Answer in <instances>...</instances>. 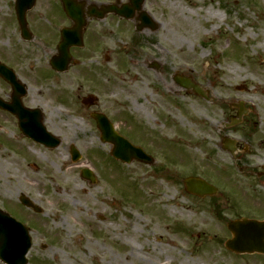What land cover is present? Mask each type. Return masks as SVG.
Returning <instances> with one entry per match:
<instances>
[{
	"label": "rangeland",
	"instance_id": "rangeland-1",
	"mask_svg": "<svg viewBox=\"0 0 264 264\" xmlns=\"http://www.w3.org/2000/svg\"><path fill=\"white\" fill-rule=\"evenodd\" d=\"M152 1L145 8L160 26L154 33L142 34L144 48L155 57L166 55L169 85L174 84L178 72L202 85L212 99H204L193 89L169 90V104L165 103L169 109V143H156L151 148L165 169L164 173L152 172L139 162H114L104 154L80 99L67 94L70 90L76 94L78 87V94H85V74L76 70L79 68L67 74L66 94L59 98L63 144L54 152L38 149L37 158L27 156L12 142L0 144V206L20 213L32 228L34 245L29 264H191L185 260L191 258H198L194 264L241 262L222 243L230 236L229 221L218 219L209 203L221 200L230 215L245 212L249 205L245 177L229 154L219 153L214 143L221 139V133H235L233 137L246 144L250 139L245 134L247 118L256 124L253 137L260 130L258 114L264 115V86L252 91L249 78L253 68L249 67H264V0H258L259 4L255 0ZM215 11L224 17L213 16ZM152 37L155 40L150 41ZM122 52L120 64L109 65L108 72L113 70L124 82H107L101 76L102 82L93 80L91 86L108 92L105 94L119 92V83L132 87L135 65ZM187 60L193 63L194 74L183 67ZM240 70L244 72L240 74ZM229 71H236L235 78L226 83L224 75ZM125 94L105 96L117 99L124 111H136L133 96ZM240 103L254 115L226 126L225 121L237 113ZM120 108L111 103L108 111H122ZM216 117L222 122L214 126ZM125 129L133 130L131 120ZM71 143L83 153L79 162L67 155L65 147ZM83 168L95 172L96 183L82 177ZM197 174L207 175L216 185L213 178L222 180L227 186L217 197L194 196L186 191L184 178ZM21 192L36 200L44 213L26 208L18 212ZM43 243L49 247L41 248Z\"/></svg>",
	"mask_w": 264,
	"mask_h": 264
},
{
	"label": "flooded vegetation",
	"instance_id": "flooded-vegetation-1",
	"mask_svg": "<svg viewBox=\"0 0 264 264\" xmlns=\"http://www.w3.org/2000/svg\"><path fill=\"white\" fill-rule=\"evenodd\" d=\"M75 1L74 9L79 13L74 18L67 14L62 0H36L33 8L28 10L21 20L16 12L15 0H0V101L11 105L13 109L0 106V144L12 142L31 157L36 156L38 149L54 152L59 148L60 145L50 146L56 136H62L61 131L64 130L60 124L59 98L66 94L65 76L73 69L79 68L76 70L80 73L83 71L86 78L85 94H78L81 87L76 88L77 96L71 90L67 91V94L78 99L88 96L84 105L85 116L88 123L96 129L100 146L110 147V143L102 138L96 118L98 114H103L111 120L120 134L155 158L152 165H143L152 172L164 173L163 162L157 163L155 151L151 148L156 147V143H169V109L165 104H169V60L165 58L166 55L155 57L147 51L143 43L145 38L142 36L143 33H154L160 25L156 30L153 29L150 24L141 20L139 13H136L132 20L124 19L117 11L129 0ZM148 3L154 1L145 0L144 5ZM65 30L79 33L80 43L69 46L72 56L70 66L67 71L61 72L52 66V61L59 56L61 45L65 41ZM154 38L150 41L155 40ZM71 39L77 42L76 38ZM122 51L135 65L131 76L132 87L119 83V92L112 90L110 92L114 94H105L108 92H100L97 87L91 86L93 80L102 82L101 76L107 82H124L113 70L108 72V66L118 62ZM127 90L129 94L124 93H128ZM121 92L125 97L133 96L136 111H124V105L117 99L105 96ZM111 103L120 106L122 111H108ZM141 108H147L149 111H140ZM244 112L245 116L254 115V111ZM258 117L260 130L257 136L253 137V125L256 124L251 118H247L245 134L250 139L246 144L236 139L233 152L225 151L224 139L225 136L235 137V133H221V139L214 143L219 153L229 154V159L245 177V187L249 193V205L245 215H230L227 210L221 208L220 200L216 202L219 206L218 214L223 221L228 220V217L230 219L246 216L252 224H261L264 231L261 223L264 222V115L259 113ZM231 118L232 115L229 120ZM129 120L133 126L131 132L125 129ZM220 122L222 121L216 117V122L212 125L216 126ZM228 122L230 121L226 123ZM43 127L49 134L44 133ZM211 131L210 138L213 143L214 135ZM72 144L65 147L68 149L69 158ZM203 177L212 183L211 179ZM214 180L218 183H213L218 187L217 196L227 185H224L222 180ZM22 207L19 205L18 212L23 211ZM224 207L227 209V206ZM165 227L169 228V225L166 224ZM229 253L241 259V262L234 264H264V251Z\"/></svg>",
	"mask_w": 264,
	"mask_h": 264
},
{
	"label": "water",
	"instance_id": "water-1",
	"mask_svg": "<svg viewBox=\"0 0 264 264\" xmlns=\"http://www.w3.org/2000/svg\"><path fill=\"white\" fill-rule=\"evenodd\" d=\"M21 1V2H20ZM137 2V0H133ZM34 0L31 1H23L19 0V6L21 7V12L26 10L32 6ZM141 2L139 1L136 4V7L140 6ZM139 8V7H138ZM134 9H125V16L129 17L133 14ZM145 12L141 14V18ZM182 84L186 85L188 88H194L197 93H202L199 85L193 84L191 82L183 83V81L179 80ZM137 154L140 160H146V156L140 150L132 148L131 144L120 139V143L116 148L115 155L117 158L125 162H131L133 158ZM84 175L91 179L92 182L95 181V177L93 173L86 169L84 170ZM186 184L188 186V190L198 193L200 195H204L207 192H212L208 190L207 183L197 177H190L186 179ZM22 201L26 203L28 206H32L33 208L40 210L38 207L33 205V202L30 200H26L22 198ZM231 228L234 239H231L227 242V246L235 251H251L254 249L264 250V242L262 240H257L258 230H261L262 227L250 224L247 219L233 221L229 224ZM250 227V228H249ZM31 247V238L28 233V228L17 222L14 218L8 215L0 208V259L9 264H27L26 254Z\"/></svg>",
	"mask_w": 264,
	"mask_h": 264
},
{
	"label": "bare ground",
	"instance_id": "bare-ground-1",
	"mask_svg": "<svg viewBox=\"0 0 264 264\" xmlns=\"http://www.w3.org/2000/svg\"><path fill=\"white\" fill-rule=\"evenodd\" d=\"M213 16L224 17V15H221V13L219 11H217V12L215 11ZM190 57L193 58V59H196L195 56H191L190 55ZM247 62H248L247 59L244 60V63H247ZM242 63H243V61H242ZM183 67H185L186 70H188L192 74H194L196 72V70L193 68V63L192 62H188V60L186 61V64ZM249 68H253V70L251 71L253 77L249 78L250 81H251V84H252V91L253 92H258L259 90H261V87L264 86V81L262 80L264 78V67H261L259 65H255V66H252V67H249ZM233 72H236V71H229L228 73L226 72V74L224 75L226 77V79H227V81H226V79L224 78L226 83H228V80L235 78ZM242 72H244V71L240 70L239 73L241 74ZM246 79H247V77H246ZM169 90L174 91V90H181V89L174 83L172 85H169ZM112 201L115 202L113 199H112ZM197 259L198 258H191L189 260L188 259H185V260L187 262H190L191 264H194V263L197 262L196 261Z\"/></svg>",
	"mask_w": 264,
	"mask_h": 264
}]
</instances>
